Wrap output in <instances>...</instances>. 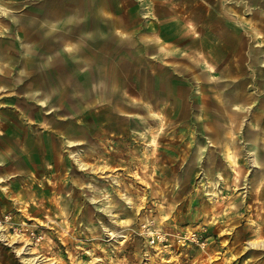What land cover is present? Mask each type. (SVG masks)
Masks as SVG:
<instances>
[{
    "label": "rangeland",
    "instance_id": "obj_1",
    "mask_svg": "<svg viewBox=\"0 0 264 264\" xmlns=\"http://www.w3.org/2000/svg\"><path fill=\"white\" fill-rule=\"evenodd\" d=\"M0 7V264H264V0Z\"/></svg>",
    "mask_w": 264,
    "mask_h": 264
},
{
    "label": "crops",
    "instance_id": "obj_2",
    "mask_svg": "<svg viewBox=\"0 0 264 264\" xmlns=\"http://www.w3.org/2000/svg\"><path fill=\"white\" fill-rule=\"evenodd\" d=\"M214 25H215V23H214ZM223 34L225 35V34H228L229 35V33H228V27H226V26H223ZM92 35H95V34H99V30L98 29H96V28H92ZM249 51H253L252 49H249L248 50V52ZM256 51H258V52H256V54H259V53H261L262 54V56H263V58L262 59H259V61H258V64H260V65H264V50L263 49H260V48H258ZM254 53H255V51H253ZM253 122H254V126H259V128H258V130H260V131H262V132H264V116H256L255 118H254V120H253ZM249 127H251V123L249 124V126L246 128V132H245V134H241L242 136H243V138L245 137V135H246V133H247V131L249 130ZM261 132V133H262ZM254 133H256V134H258L256 131H252L250 134H249V137L248 138H250V139H248L249 141H252L253 142V146H252V148L251 149H249V150H247L248 152H249V154L251 155V156H253V158H252V164L253 165H258V166H260V162L263 160V164H262V166L264 165V158L262 159V158H259V156H258V147H257V142H258V135H256V134H254ZM256 141V142H255ZM236 145V146H235ZM234 145V147H235V151H233L232 153L234 154V156L235 155H240L241 154V150H240V146H237V145H239V144H235ZM262 149L264 150V145L262 146ZM241 157V158H240ZM240 157H238V159H236L235 160V162H236V164L237 163H239V161L241 162L243 159H242V156H240Z\"/></svg>",
    "mask_w": 264,
    "mask_h": 264
},
{
    "label": "bare ground",
    "instance_id": "obj_3",
    "mask_svg": "<svg viewBox=\"0 0 264 264\" xmlns=\"http://www.w3.org/2000/svg\"><path fill=\"white\" fill-rule=\"evenodd\" d=\"M0 10L1 7H0ZM3 11V10H2ZM4 12V11H3ZM258 140V139H257ZM256 142V141H255ZM260 218V217H259ZM238 223V222H237ZM6 229V228H5ZM4 228H0V240H6L8 239V236L6 235V230ZM12 238V237H11ZM16 239V238H15ZM19 252H25L26 255H29L28 257H25L24 260L29 261V262H36L39 257H37L33 252H31V247H29V244L23 245L21 248L18 250Z\"/></svg>",
    "mask_w": 264,
    "mask_h": 264
}]
</instances>
